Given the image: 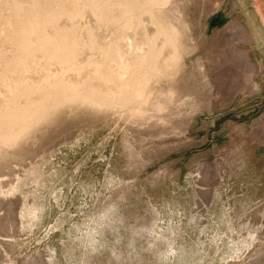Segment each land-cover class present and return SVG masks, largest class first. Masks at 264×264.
I'll return each instance as SVG.
<instances>
[{
	"label": "rangeland",
	"instance_id": "obj_1",
	"mask_svg": "<svg viewBox=\"0 0 264 264\" xmlns=\"http://www.w3.org/2000/svg\"><path fill=\"white\" fill-rule=\"evenodd\" d=\"M0 264H264V0H0Z\"/></svg>",
	"mask_w": 264,
	"mask_h": 264
}]
</instances>
